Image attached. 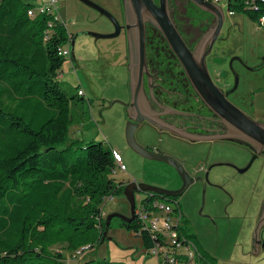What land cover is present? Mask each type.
<instances>
[{
    "label": "rangeland",
    "instance_id": "rangeland-1",
    "mask_svg": "<svg viewBox=\"0 0 264 264\" xmlns=\"http://www.w3.org/2000/svg\"><path fill=\"white\" fill-rule=\"evenodd\" d=\"M92 1L109 10L121 24L124 22L122 0ZM45 2L51 4L67 23L68 30L76 35L72 55L66 58L61 74L66 88L75 92L80 85L85 91L84 110L75 112L74 135L83 142H102L121 153L127 170L117 166L112 173L118 184L136 181L178 189L182 180L175 167L141 155L126 138L128 115L124 102L131 95L126 28L118 36L96 38L89 32L108 34L115 30L114 23L98 9L82 0ZM171 2L183 29L198 36L199 30L191 27L197 22L198 8L187 0ZM38 4L35 3L36 10H42ZM220 4L225 10V21L220 38L207 57L210 73L224 89L234 86L237 73L239 83L229 99L253 119L264 121V28L243 11L230 13L228 0ZM205 25L199 24V29L203 30ZM235 56L240 59L234 60L231 67L230 60ZM135 135L143 146L175 157L193 177L204 178L213 166L206 184L196 179L178 197L182 211L191 219L193 230L188 229L196 234L194 239L201 253L207 259L214 258L217 264H264V248L256 254L254 247V232L264 203V155L256 157L248 169L242 170L253 153L233 140L192 142L147 123L140 125ZM80 152L86 154L84 150ZM146 194L135 193L138 206ZM160 199L168 202L163 197ZM116 212L131 215L124 189L105 202L104 221ZM123 222L121 217L113 216L102 243L83 255L67 249L65 263L79 264L81 256V259L96 256L125 264H160L158 256L150 254L142 238ZM261 237L264 241V226ZM61 246L56 244L53 248L58 250ZM186 254L177 259H184Z\"/></svg>",
    "mask_w": 264,
    "mask_h": 264
},
{
    "label": "trees",
    "instance_id": "trees-1",
    "mask_svg": "<svg viewBox=\"0 0 264 264\" xmlns=\"http://www.w3.org/2000/svg\"><path fill=\"white\" fill-rule=\"evenodd\" d=\"M228 4L254 21L264 14V0ZM68 38L67 23L53 11L36 10L33 0H0V264H67V249L82 255L94 249L107 238L104 204L126 185L112 176L115 149L83 142L72 131L85 91L78 85L74 92L61 80L67 57L59 48ZM182 220L180 238L186 236V248L187 240L196 246L182 260L175 246L136 217L123 224L149 251L167 245L175 260L158 256L160 264H217L199 250L184 212ZM81 258L79 264H125Z\"/></svg>",
    "mask_w": 264,
    "mask_h": 264
},
{
    "label": "water",
    "instance_id": "water-1",
    "mask_svg": "<svg viewBox=\"0 0 264 264\" xmlns=\"http://www.w3.org/2000/svg\"><path fill=\"white\" fill-rule=\"evenodd\" d=\"M82 1L98 9L115 25V30L111 33L102 34L89 32L91 35L96 38L115 37L121 33L122 28H126L127 30L131 100L130 102H124V104L128 106L129 119L126 127V138L129 145L147 158L165 161L171 164L178 171L182 180V185L178 189H166L147 183H137L136 181L126 184L124 187V194L130 202L131 215L125 216L116 212L109 216L106 220L107 225L104 236L108 233L107 230L113 216L121 217L124 222H131L135 219V193L137 191L160 194L165 197H179L194 182V177L190 175L189 171L175 157L145 147L138 142L135 133L140 122L144 119L160 130H167L185 139H228L250 147L254 155L248 165L242 170L248 169L256 157L264 155V121L253 119L229 99V95L234 92L238 86L239 75L235 73V81L232 88L224 89L215 83L208 67L207 55L212 51L213 45L218 39L225 21V10L220 3L209 0H190L202 11L211 13L215 17V22L193 50L185 41L172 16L171 0H122L125 24H121L109 10L96 2L92 0ZM148 24L158 28L164 35L170 49L180 61L194 92L200 98L205 108L223 125L224 130H220L212 135H202L187 130H181L175 126L162 122L161 119L153 114L146 113L143 108V103L146 98L144 76L147 66L146 29ZM75 38L76 35H74L72 39V47ZM237 59L240 58L235 56L230 60L231 67H233L234 60ZM133 111H139L140 115L137 117L134 116L135 113ZM263 226L264 203L254 232V247L256 254H259L262 248H264V242L261 237V229Z\"/></svg>",
    "mask_w": 264,
    "mask_h": 264
},
{
    "label": "flooded vegetation",
    "instance_id": "flooded-vegetation-1",
    "mask_svg": "<svg viewBox=\"0 0 264 264\" xmlns=\"http://www.w3.org/2000/svg\"><path fill=\"white\" fill-rule=\"evenodd\" d=\"M187 1L192 3L194 7L198 8V15L195 16L197 22L193 24L191 23L192 24L191 27L195 29V31L199 30L198 36H195L196 33H192L191 30L183 29L181 23L177 21V14L175 9L173 8H172V16L174 17L176 25L180 30L181 34L183 35L185 41L188 43L190 48L194 50L200 39L204 36V34L210 29L212 24L215 22V17L211 13L202 11L198 6H196L190 0ZM205 22H208V25H205ZM198 23L201 24V26L205 25V28L203 30L201 28L199 29ZM122 24H125V19ZM146 31H147V55H146L147 66L145 68V76H144L146 98L143 103V108L146 111V113L153 114L157 118L161 119L162 122L175 126L176 128H179L181 130H187L202 135H212L220 130H224L223 125L208 109L205 108L200 98L194 92L189 80L186 77L184 69L180 64V61L178 60L175 53L170 49L169 44L166 38L164 37V35L160 32L158 28H156L151 24L147 25ZM71 36L73 39L74 33L71 32ZM219 38L220 35L218 39ZM128 65H129V55H127V68ZM130 100H131V95L129 101L127 102H130ZM133 112L135 113L134 116L136 117L140 115L139 111L138 112L133 111ZM126 113L128 115V106H126ZM143 123L151 124L144 119L143 121L140 122L137 129ZM156 128L159 129L158 127ZM161 131L168 132L167 130H161ZM172 135L176 137H180L175 134ZM185 140H189L192 142L208 141V140H190V139H185ZM210 140H216V139H210ZM248 148L252 151L254 155L253 150L250 147ZM212 167L213 166H210L208 170L206 169L207 172L204 178L194 177V181L200 178L203 180L204 184H206V182L209 181L208 175ZM186 217L191 221L190 217H188L187 215Z\"/></svg>",
    "mask_w": 264,
    "mask_h": 264
},
{
    "label": "built area",
    "instance_id": "built-area-1",
    "mask_svg": "<svg viewBox=\"0 0 264 264\" xmlns=\"http://www.w3.org/2000/svg\"><path fill=\"white\" fill-rule=\"evenodd\" d=\"M45 1L54 2L55 0H33L34 3L39 2L38 6L42 10L53 11L51 4H46ZM212 2L220 3L222 0H210ZM45 2V3H44ZM33 14V11H29ZM234 11H230L233 13ZM57 14V13H56ZM59 17V16H58ZM62 20V19H61ZM64 21V20H63ZM258 23L261 27L264 28V14L260 16ZM59 54L70 57L72 55V36L69 31V38L65 46L59 48ZM81 92H84V89L81 87ZM114 156L117 166L121 170H127V165L124 163L123 157L120 152L114 150ZM154 193H148L144 198L141 199L140 205L135 207V217L141 221L142 225L146 228H149L153 234L160 233L165 237L166 243L172 244L181 254H188L193 252L196 249V246L190 240L188 241V248L184 245V240L186 236L180 238V227L183 219V211L179 204V201L174 198V196L165 197V196H152ZM149 200L145 201L146 198ZM160 197L168 200V202L162 201ZM187 239V238H186ZM167 245L157 244L150 250V254L163 256L171 261L175 260L174 257L170 256V253L167 249ZM177 264H191L190 261H178Z\"/></svg>",
    "mask_w": 264,
    "mask_h": 264
},
{
    "label": "crops",
    "instance_id": "crops-1",
    "mask_svg": "<svg viewBox=\"0 0 264 264\" xmlns=\"http://www.w3.org/2000/svg\"><path fill=\"white\" fill-rule=\"evenodd\" d=\"M229 11H231V10H229ZM234 12H235V11H234ZM256 22H258V20H257Z\"/></svg>",
    "mask_w": 264,
    "mask_h": 264
}]
</instances>
